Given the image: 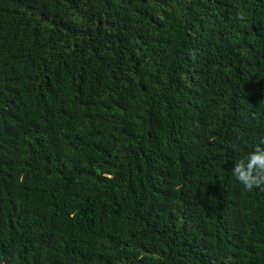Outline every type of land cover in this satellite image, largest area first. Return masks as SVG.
<instances>
[{
	"label": "trees",
	"instance_id": "16d2710c",
	"mask_svg": "<svg viewBox=\"0 0 264 264\" xmlns=\"http://www.w3.org/2000/svg\"><path fill=\"white\" fill-rule=\"evenodd\" d=\"M261 142L264 0H0V264H264Z\"/></svg>",
	"mask_w": 264,
	"mask_h": 264
},
{
	"label": "clouds",
	"instance_id": "9594fccd",
	"mask_svg": "<svg viewBox=\"0 0 264 264\" xmlns=\"http://www.w3.org/2000/svg\"><path fill=\"white\" fill-rule=\"evenodd\" d=\"M238 18L244 20L242 14ZM235 147L233 145L234 149ZM232 174L245 191L254 189L264 191V142L255 145L244 159L236 161Z\"/></svg>",
	"mask_w": 264,
	"mask_h": 264
}]
</instances>
